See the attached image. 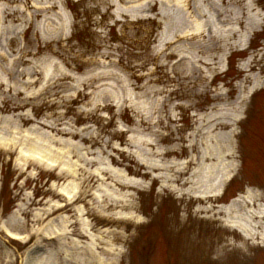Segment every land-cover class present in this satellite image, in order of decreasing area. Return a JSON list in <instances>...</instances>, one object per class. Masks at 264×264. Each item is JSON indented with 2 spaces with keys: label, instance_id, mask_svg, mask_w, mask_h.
Here are the masks:
<instances>
[{
  "label": "rangeland",
  "instance_id": "1",
  "mask_svg": "<svg viewBox=\"0 0 264 264\" xmlns=\"http://www.w3.org/2000/svg\"><path fill=\"white\" fill-rule=\"evenodd\" d=\"M214 118L236 119L235 170L197 212L166 178ZM87 174L135 206L113 264H264V228L217 213L247 190L264 203V0H0V264H42L29 221Z\"/></svg>",
  "mask_w": 264,
  "mask_h": 264
},
{
  "label": "bare ground",
  "instance_id": "2",
  "mask_svg": "<svg viewBox=\"0 0 264 264\" xmlns=\"http://www.w3.org/2000/svg\"><path fill=\"white\" fill-rule=\"evenodd\" d=\"M9 17L10 14L4 13L2 20ZM260 85L257 75L252 79L250 90H256ZM235 124V118L228 122L214 118L205 132L208 149L196 157L190 155L182 167L174 164L173 172L166 178L172 192L194 198L197 212L208 209V206L201 208L200 204L214 207L225 182L235 170V150L231 140ZM224 128L229 129L225 146L214 135L216 130ZM84 176L81 191L69 193L62 188L57 193L50 192L51 197L58 201L44 202L29 221L41 226V229L32 228L29 231L27 242L35 249L41 248L42 264H113L118 256L115 244L126 242L127 237L123 233L125 224L121 219L125 218L122 217V210L131 212L135 209L133 202L127 199L130 196L118 192L117 198L105 193L97 197L90 192L96 177L91 174ZM56 180L63 181L64 177L58 175ZM36 205L41 203H27V207ZM217 213L231 219L229 226L247 239L255 237L253 232L256 228H264L263 196L256 190H247L227 206L218 208ZM132 217L128 219L133 220ZM135 219L138 223L142 222L139 217Z\"/></svg>",
  "mask_w": 264,
  "mask_h": 264
}]
</instances>
